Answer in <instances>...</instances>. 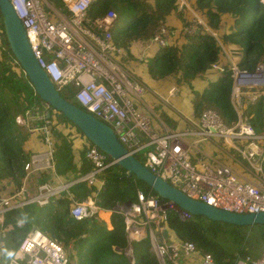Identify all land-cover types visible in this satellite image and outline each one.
Wrapping results in <instances>:
<instances>
[{
  "label": "built area",
  "instance_id": "1",
  "mask_svg": "<svg viewBox=\"0 0 264 264\" xmlns=\"http://www.w3.org/2000/svg\"><path fill=\"white\" fill-rule=\"evenodd\" d=\"M8 1L25 30L38 66L55 90L61 95L67 88H73L71 99L109 126L134 158L145 150L140 162L147 170L188 198L213 208L236 214L264 212V133H256L232 103L238 90L246 85L254 90L249 96L259 98L257 104L261 103L264 109V65L256 68L255 75H241L237 68L231 75L230 100L237 115L233 125L225 126L216 113L205 110L199 117L192 113L190 117L180 118L172 129L150 109L142 110L146 108L142 97L148 91L122 64L128 51L113 41L116 14L108 11L101 17L89 16V9L99 0H60L59 8L49 0ZM261 3L264 5V0ZM180 32L183 38L192 35L196 32L194 23L189 22L178 31L159 25L152 38L143 43H147L146 49L157 51L171 45ZM2 37L0 31L1 48ZM211 70L224 72L218 63ZM219 78L220 75H215L210 84L217 83ZM177 88L174 84L167 90L169 99L176 96ZM167 103L165 99L164 104ZM51 111L41 102L26 113L24 120H18L25 125L34 149L28 151L21 186L9 193L0 191V227L4 213L9 210L33 204L44 207L65 196L70 201L69 216L75 221H99L112 213L122 216L126 245L115 250L128 264H136L134 244L144 240L148 241L149 252L157 264H214L209 254L191 242L178 240L169 231L168 211H174L182 221L189 215L167 202L159 203L156 197L136 189L135 200L127 206L123 203L111 210L101 208L97 204L98 192L104 184L100 176L113 162L74 126L56 121ZM261 124L264 127V117ZM55 132L70 138L74 153L84 151L91 166L87 173L66 177L56 174ZM45 174L49 179L39 182ZM79 184L93 189L89 197L77 200L69 193L71 187ZM17 226L25 227L26 223L18 222ZM4 255L6 264L69 262L66 250L37 230L26 235L14 255ZM234 264H264V246L258 256L248 254L237 258Z\"/></svg>",
  "mask_w": 264,
  "mask_h": 264
},
{
  "label": "trees",
  "instance_id": "2",
  "mask_svg": "<svg viewBox=\"0 0 264 264\" xmlns=\"http://www.w3.org/2000/svg\"><path fill=\"white\" fill-rule=\"evenodd\" d=\"M51 1L60 6V0ZM177 3L178 0H99L89 9V16L101 17L108 11H113L117 17L113 41L129 51V45L149 41L159 25H166V19L177 10ZM194 9L205 15L208 27L213 30L221 29V16H229L231 24L223 33L222 41L241 49L243 56L237 66L241 75H255L256 68L264 65V5L260 0H196ZM0 31L3 32L1 15ZM201 31L186 36L185 43L181 46L169 45L158 49L146 62L149 77L153 80L173 77L176 86L187 87H191L193 81L208 77L205 74L218 62L220 49L212 36ZM1 42L0 186L9 184L12 189H18L24 177V164L30 155L24 151L30 135L25 125L18 120H24L26 113L38 107L41 101L12 56L4 32ZM232 86L231 72L228 71L217 83L200 94H194L191 105L193 115L197 117L203 111L211 110L220 117L225 126L233 125L237 121V115L230 100ZM72 90L73 88H67L61 97L70 101ZM253 113L262 121L264 109L260 104L253 109ZM60 118L74 126L62 115ZM253 119L249 123L255 132H264L263 125ZM166 125L172 129L177 127V124L172 123ZM76 130L79 131L77 128ZM54 139L56 142L53 157L58 176L65 177L68 173L85 174L91 169L85 160L84 151L80 153V167H75L69 137L55 132ZM137 160L141 161L139 158ZM100 178L104 182L97 195V204L101 208L111 210L116 205L133 202L136 189L156 197L159 203H166L142 182L135 180L133 176L128 177L116 165L107 168ZM47 179L48 175H42L39 182ZM92 190L79 184L71 187L69 193L75 199L82 200ZM69 204L70 201L61 196L44 207L33 204L5 212L3 225L0 227L3 230L0 235V259L4 254L14 255L26 235L31 230H37L55 240L66 251L72 245L74 253L69 255L72 264H128L115 250L123 249L126 245L122 216L112 213L99 221H75L69 216ZM18 222L26 223V226L18 227ZM166 222L175 238L193 243L197 249L209 254L214 264H234L238 257H244L247 252L258 256L264 246L262 225L234 227L200 216H189L182 221L172 210L167 212ZM139 243H135V251L139 253L136 258L134 251L135 263L157 264L149 250H138L136 244Z\"/></svg>",
  "mask_w": 264,
  "mask_h": 264
},
{
  "label": "water",
  "instance_id": "3",
  "mask_svg": "<svg viewBox=\"0 0 264 264\" xmlns=\"http://www.w3.org/2000/svg\"><path fill=\"white\" fill-rule=\"evenodd\" d=\"M0 15L8 48L40 101L73 124L91 145L104 153L113 162V165L124 170L128 177L133 176L135 180L146 185L160 199L189 216H200L234 227L264 226V212L236 214L213 208L188 198L166 181L152 174L140 161L126 151L109 126L65 100L55 90L48 76L38 66L28 45L25 30L8 0H0ZM49 117L50 112L47 113V118ZM129 202H125L124 206H127Z\"/></svg>",
  "mask_w": 264,
  "mask_h": 264
},
{
  "label": "rangeland",
  "instance_id": "4",
  "mask_svg": "<svg viewBox=\"0 0 264 264\" xmlns=\"http://www.w3.org/2000/svg\"><path fill=\"white\" fill-rule=\"evenodd\" d=\"M51 1V0H49ZM148 1H152V0H148ZM195 1L196 0H178L177 3V10L174 13H171V15L166 19V23L169 24L168 28L173 30V31H178L183 29L186 24H188L189 22L194 23L195 25V29L196 32L198 30H202L201 32L204 34H209L210 36H212L217 45L219 46L220 49V54H219V60H218V64H220V67L224 70L223 73H218L217 70L215 71H209V73L205 74L208 75V77H206L205 79H202V88H198L193 86L194 82H192V86L191 87H187V86H176V88L178 89V93L176 94V96L173 98L174 100H178V107L183 109L184 111H187V109H189L192 105V99L194 97V94L198 93H202L205 89H207L211 84H210V80L212 78L215 77V75H220V78L223 76V74H225L226 72L230 71L231 75H234V71L235 68H237L238 64L240 63L243 53L241 51V49L237 46L231 45V44H225L222 41V35L223 33H225L227 30V27L231 24V21L229 19L228 15H223L220 17V21H221V29H217V30H213L210 27H208L207 25V19L205 17L204 14H202V12L196 11L195 8ZM54 5L56 8L61 7V2H60V6L58 4H56V2H54ZM180 16V17H178ZM173 19V20H172ZM185 22V24L183 23ZM184 24V25H183ZM116 27H117V22H116ZM116 29V28H115ZM116 31V30H115ZM185 43V38L182 37L181 32L178 34V37L171 42V45H176V46H181L182 44ZM152 50V49H151ZM148 56L147 55H143L142 57L140 56L138 58V60H131L130 58H128L127 55L123 56L122 58V64L123 66H125V68L132 74L134 75L135 71L138 69H142L144 71H146V58ZM153 57V56H152ZM261 66V65H260ZM263 66V65H262ZM134 68V69H133ZM141 70V71H142ZM139 71V70H138ZM238 72H240L237 69ZM137 73V71H136ZM210 75H214L212 78H209ZM135 76V75H134ZM219 78V79H220ZM137 79V78H136ZM151 79V78H150ZM153 80V79H151ZM155 85L158 86H164L166 88L167 87H172L175 84V78L171 77V78H166L165 80H153L152 81ZM169 87V88H170ZM164 88V90H165ZM163 91V89H162ZM179 91L181 94H179ZM254 90L249 89L246 85H243L239 90H238V96L237 99H234L232 101L233 106L235 109H237L239 111V113L242 115L243 119L247 120L249 122V120L253 119V121L256 123L260 124V118L257 119V116H254L255 114L253 113V109L257 108V106H259L258 101H256L259 98H254L253 96H249V93L253 92ZM161 93V91L159 92ZM150 96H153L151 93H144L143 94V101L146 102V105L148 106V108H151L152 112L164 123L166 124H176L175 121H173V118L171 117V114L168 115L165 112L162 111L163 107V103L162 100L164 102V99H155L159 105L156 106L155 102L151 99ZM154 98V97H153ZM183 100V101H182ZM70 101L74 104H76V106L79 107L78 103L76 101H74L73 99H70ZM263 101V100H261ZM260 101V102H261ZM262 104L260 103V106ZM167 110V109H166ZM161 113V114H159ZM51 114L54 116L53 118L56 119V121L60 120L61 122H63V120L60 118V114L55 112V111H51ZM199 116V115H198ZM197 116V117H198ZM166 117V118H165ZM167 119V120H166ZM64 124H67L65 122H63ZM264 133V132H261ZM258 133V134H261ZM28 143H30V138L28 140V142L25 144L24 146V151L28 153ZM264 144V142H263ZM261 146V145H260ZM145 150H141L139 152V160H141V154L144 152ZM235 157L238 160H242L241 156L237 153L234 152ZM244 162V161H243ZM0 190L3 193H9V191L12 190V187L9 184H4L0 186ZM1 233H3L2 228H0V235H2ZM135 245V244H134ZM138 246L139 249L138 250H142V251H146L149 250V243L147 240L142 241L139 244H136ZM74 247L71 245L70 249H67V254H68V264H72V259L71 257L69 258V255L74 253ZM72 250V251H71ZM249 253L247 252L246 255H248ZM139 255V253L137 252V250L135 251V257L137 258ZM245 255V256H246ZM5 256V255H4ZM2 256V258L4 257ZM238 258H244L243 256H240ZM71 262V263H70ZM3 264H6V262H4Z\"/></svg>",
  "mask_w": 264,
  "mask_h": 264
},
{
  "label": "crops",
  "instance_id": "5",
  "mask_svg": "<svg viewBox=\"0 0 264 264\" xmlns=\"http://www.w3.org/2000/svg\"><path fill=\"white\" fill-rule=\"evenodd\" d=\"M173 20V19H172ZM166 25L168 26L169 24L166 23ZM228 28V27H227ZM227 30V29H226ZM146 44L147 43H143V42H136V43H133L130 45L129 47V51H128V58H130L131 60H138V58L141 56H145L147 55L148 57L146 58V62L152 58V56L155 55V52L156 51H152L151 49H146ZM134 69V68H133ZM139 70V71H138ZM135 71L134 75L136 76V78L140 81V83H142V85L146 88V90L148 91V93H151L153 96H150L151 99L155 102V105L158 106L159 103L155 100V99H167L168 103L167 104H164L165 103V99H164V102L162 101V105L164 108H162V111L165 112L166 114L170 115L171 114V117L173 118V121H175L177 124L179 123V120L180 118H183V117H190L192 115V107H190L189 109H187V111H184L183 109L179 108L178 107V103L177 101L178 100H174L173 98L169 99L168 95H167V90L169 89V87L166 86V88L164 86H158V85H155L150 79L147 71H144L142 69H138ZM142 70V71H141ZM195 87H198V88H202V81H199V80H196L194 82V85ZM165 88V90H164ZM163 89V91H162ZM161 91V93H159ZM179 94L180 91H179ZM154 97V98H153ZM183 101V100H182ZM147 102V99L145 101V104ZM145 107H142V110L145 111V109H150L151 108H148L147 105H145ZM167 109V110H166ZM152 111V110H151ZM29 147H28V150L31 151L32 149V144L31 143H28ZM82 152V151H81ZM74 153L72 151V156H73V164L75 165V167L78 169L80 167V164H81V158H80V153ZM71 173H68L67 175H69ZM66 175V176H67ZM74 175V174H72ZM65 176V177H66ZM1 189V188H0ZM14 189V188H13ZM89 189V188H87ZM1 191V190H0ZM69 191V190H68ZM90 195V194H89ZM89 197V196H88ZM109 216L108 214H105L102 218H105ZM5 261L4 258H1L0 259V263H3Z\"/></svg>",
  "mask_w": 264,
  "mask_h": 264
},
{
  "label": "clouds",
  "instance_id": "6",
  "mask_svg": "<svg viewBox=\"0 0 264 264\" xmlns=\"http://www.w3.org/2000/svg\"><path fill=\"white\" fill-rule=\"evenodd\" d=\"M260 2H261V0H260Z\"/></svg>",
  "mask_w": 264,
  "mask_h": 264
}]
</instances>
